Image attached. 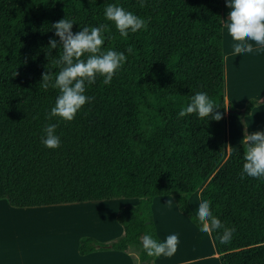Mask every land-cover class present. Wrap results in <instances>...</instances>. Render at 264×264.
<instances>
[{"label":"trees","instance_id":"16d2710c","mask_svg":"<svg viewBox=\"0 0 264 264\" xmlns=\"http://www.w3.org/2000/svg\"><path fill=\"white\" fill-rule=\"evenodd\" d=\"M109 4L150 23L121 37L105 18ZM66 16L74 33L108 24L102 50L124 52L127 60L109 85L98 77L87 86L94 100L74 120H49L59 90L40 82L44 72L54 79L60 70L62 48L49 54L48 42L59 41L51 25ZM197 92L214 100L221 120L178 117ZM261 103L264 97L249 99L237 110L226 102L222 0H146L144 7L139 0H0V200L14 208L137 201L116 212L120 237H81L80 255L136 248L134 264H153L141 243L144 234L162 241L153 199L169 196L201 229L188 201L216 172L201 201L210 200L213 215L236 229L228 244L211 232L221 264H264V178H241L246 145L231 154L228 132L225 141L227 106L244 134V118ZM49 124L57 125V149L42 143Z\"/></svg>","mask_w":264,"mask_h":264},{"label":"clouds","instance_id":"9594fccd","mask_svg":"<svg viewBox=\"0 0 264 264\" xmlns=\"http://www.w3.org/2000/svg\"><path fill=\"white\" fill-rule=\"evenodd\" d=\"M139 3L144 7L146 0H139ZM226 7L230 11L229 23L225 26L235 41L234 54L252 53L264 48V0H226ZM104 15L108 21L115 24L121 37H127L130 32L136 33L146 29L150 23L115 4H109ZM73 25L74 21L67 16L51 25L59 41L49 39V54L52 49L57 48H62V54L56 59L60 70L55 78L53 79L52 73L46 71L42 74L40 82L45 89L54 87L59 90L55 106L47 116L49 120L55 117L65 121L74 120L82 107L94 100V97L86 95L87 86L94 84L98 77H102L103 83L109 85L127 60L124 52L102 50L108 38L106 33H110L108 24L85 26L75 33L72 31ZM254 45L257 46L255 49ZM126 51L131 54L133 48L129 46ZM218 108L206 92H197L191 96L187 106L179 111L178 117L196 114L201 119L211 116V119L219 121L222 119V113L217 111ZM56 127V124H49L44 129L46 135L42 138V143L49 149H57L61 145L60 137L56 135ZM246 128L245 126L243 141L246 150L241 178L244 175L257 179L264 178V131L248 133ZM195 219L201 225L202 232H217L221 244L231 242L236 229L227 227L213 215L210 200L203 199L200 202ZM141 243L149 257H172L178 250L179 237L171 234L163 241H158L152 235L144 234Z\"/></svg>","mask_w":264,"mask_h":264},{"label":"crops","instance_id":"0c3cea01","mask_svg":"<svg viewBox=\"0 0 264 264\" xmlns=\"http://www.w3.org/2000/svg\"><path fill=\"white\" fill-rule=\"evenodd\" d=\"M225 3L224 0H222L223 8H225ZM224 10V15L227 16L228 11L226 8ZM227 23H229V21H225V25ZM234 43L235 41H233L232 37H228L227 27L223 26L225 99L228 104L232 98L239 101L246 94L243 95V92L238 88L228 97L227 83H231V89L239 87L237 85L241 84L239 82L242 78L239 76L244 75L242 70L244 69L245 72H249V70H247V65L249 63L251 64L253 59H255L254 51L241 55L234 54ZM256 47L257 46L254 45V49ZM244 57H246L245 60L243 59ZM234 78L236 81L235 85H233ZM263 97L264 94H261L257 96V99H254L261 100ZM249 99H247L246 102ZM253 111H255V107L251 113ZM229 114L230 113H227L225 116V133L226 118L228 122ZM241 142H244L243 139ZM234 150H232L231 154ZM215 173L216 172H214L201 189L195 193L200 202L202 190L206 187ZM99 202L105 201L71 203L47 207L14 208L9 205L7 200L1 199L0 264H134L130 250L127 252L108 250L96 251L87 255L79 254L78 244L81 237H91L99 242H108L122 235V228L115 220L116 212L120 207L115 208L108 214V210L105 207L109 204H100ZM189 202L190 199L188 204ZM157 208L162 211L161 213L168 212L164 218L169 225L172 221L170 215H178L177 217L175 216L177 221L179 223L181 221L183 226H186L190 232L185 233L184 239L180 244L181 248L184 250V254L181 256L174 255L172 257H156L153 264H189V262L201 264L207 261L209 262L212 255L210 253L208 254V252L204 255L200 254L197 257H194L193 254L190 253V249H196L197 253H199L200 247H202L200 244H204V241H207L213 246L215 252L213 256L217 258L218 264H221L218 257L220 254L211 232H202L201 229L197 228L185 216L180 214L169 196L154 198L152 202L156 232L162 241L165 239L166 234L159 229L155 210ZM50 221L55 223V230H60L58 235L62 237H48V226H54V224H47ZM178 222H176V225H179ZM68 235H70V237H67ZM196 237L197 239L200 238L202 243L193 241V238L196 239Z\"/></svg>","mask_w":264,"mask_h":264},{"label":"rangeland","instance_id":"374dc122","mask_svg":"<svg viewBox=\"0 0 264 264\" xmlns=\"http://www.w3.org/2000/svg\"><path fill=\"white\" fill-rule=\"evenodd\" d=\"M224 3H225V0H224ZM225 8L229 13L230 9L226 7V3H225ZM225 8H223V26H225V21H228V15L227 16L224 15V11H225L224 9ZM228 37L230 38L229 32H228ZM254 55H255V59H253L251 64L249 63L247 65V67H248L247 70H249V72H245V70L243 69L242 71H243L244 75L239 76V77H242L240 79V82H239L241 84L237 85L239 87H235V89H231V83L230 82L227 83V95H228V97H230L232 92L234 93L238 88L241 92H243V95L246 94L239 101L237 99H234V98L231 99L228 106H231L234 109H237V110L242 109L243 107H245V105H246L245 102L247 99H249V98H251V99L256 98L257 99V96L264 94V48H260L259 50H255ZM245 58L246 57H244L243 59L245 60ZM235 82L236 81L234 78L233 79V83H234L233 85H235ZM244 121H245V125L247 127L246 129H247L248 133H252L255 131H264V103L257 105L255 107V111H253L249 116H246L244 118ZM226 132H228V149L231 148V147H229V145H231V146L233 145L232 147L234 148L235 146H238L242 143L241 140L244 137V134L242 131V124H241L240 120L232 114H229L228 131L226 129ZM225 141H227L226 140V133H225ZM239 142H241V143H239ZM233 148H232V150H234L236 147L234 149ZM223 164L224 163L221 162V165H219L218 170L223 166ZM189 199H190L189 207L192 210V213L194 214V216H196V212H197L198 206L200 204L199 198L194 193L193 195H191V197ZM99 203L100 204H109L108 206L105 207V208H107L108 214H109V212L113 211L117 207H123V206L128 205V204L136 205L137 201L136 200H127V199H118V200H113L110 202L105 201V202H99ZM155 210H156V214H157V223L159 225L160 231L165 233L166 237L168 235H171V234L178 235L179 245H178V250H177L175 255L181 256L182 254H184V250H183V248H181L180 244L184 239L185 233H189L190 231H188L186 226H183V223L181 221H180V223L177 221L175 216L177 217L178 215H170V217L172 219L171 224H170L171 227H170V225L166 222V219L164 218L168 212L161 213L162 211L159 210L158 208ZM176 222H178L179 225H176ZM44 223H46V222H44ZM47 224H54V226H48V229H49L48 237H53V238L54 237H62L61 235H58L60 233V230H55L56 225L53 221H50ZM54 235H56V236H54ZM67 237H70V235H68ZM166 237H165V239H166ZM193 241L202 243V240L200 238L197 239V237H196V239L193 238ZM204 244L203 243L200 244V245H202V247H200L199 253H197L196 249L195 250L190 249V253L193 254L194 257H197L200 254L204 255L205 253L208 252V254L210 253L212 255L211 259L209 260V262L207 261V262H204L201 264H218V261L216 260L217 258L213 256V254L215 253L213 246L210 243H208L207 241H204ZM130 253H131V255L136 257L138 250L136 248H132ZM218 257L220 259V255H218Z\"/></svg>","mask_w":264,"mask_h":264},{"label":"water","instance_id":"95a60500","mask_svg":"<svg viewBox=\"0 0 264 264\" xmlns=\"http://www.w3.org/2000/svg\"><path fill=\"white\" fill-rule=\"evenodd\" d=\"M226 112L229 113L230 112V108L227 106Z\"/></svg>","mask_w":264,"mask_h":264}]
</instances>
